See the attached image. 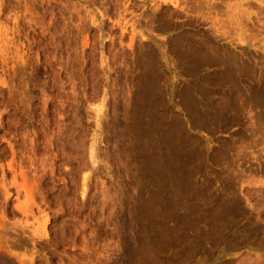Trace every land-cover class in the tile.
<instances>
[{
	"label": "rangeland",
	"instance_id": "374dc122",
	"mask_svg": "<svg viewBox=\"0 0 264 264\" xmlns=\"http://www.w3.org/2000/svg\"><path fill=\"white\" fill-rule=\"evenodd\" d=\"M170 1L0 0V264H264V0Z\"/></svg>",
	"mask_w": 264,
	"mask_h": 264
},
{
	"label": "bare ground",
	"instance_id": "6f19581e",
	"mask_svg": "<svg viewBox=\"0 0 264 264\" xmlns=\"http://www.w3.org/2000/svg\"><path fill=\"white\" fill-rule=\"evenodd\" d=\"M163 4H168V3H171V1L170 0H160ZM186 1H189V0H186ZM225 0H192L191 1V3H192V6H191V8H193L192 10L193 11H195V13H196V24H197V27H200V25L201 24H203V20H206V21H208V20H210L211 22H212V28H214V30H215V34L216 33H219L220 31H219V27L218 26H220L219 25V22H218V20L216 19L219 15H221V12H220V10L221 9H219V6L222 4V2L223 3H225L224 2ZM188 3H190V1L188 2ZM190 3V4H191ZM173 4V3H172ZM252 4V3H251ZM250 4V5H251ZM248 5V4H247ZM160 6V5H159ZM230 6V5H229ZM255 6V5H254ZM174 7H177L176 5H174ZM208 7V8H207ZM223 7V6H222ZM222 7H220V8H222ZM178 8V7H177ZM225 8V7H224ZM204 9H209V10H207V14H205L206 12V10H204ZM219 9V10H218ZM188 10V9H187ZM188 11H190V10H188ZM192 11V12H193ZM209 11H210V13L212 14V13H216V11H217V13H219L220 12V14L217 16V14H216V16L214 17H212L211 15H210V13H209ZM211 11H213V12H211ZM219 11V12H218ZM260 12H262V11H260ZM202 13V14H201ZM223 13V12H222ZM181 15V14H180ZM213 15V14H212ZM259 15V14H258ZM171 16H173V15H171ZM222 16V15H221ZM239 16V15H238ZM190 18V17H189ZM253 18V17H252ZM254 20V19H253ZM220 21V20H219ZM256 22V21H255ZM224 23V22H223ZM222 23V24H223ZM242 23V22H241ZM195 24V25H196ZM228 24V23H227ZM244 24V23H243ZM226 25V24H225ZM238 25V24H237ZM249 25V24H248ZM240 25H238V27H239ZM222 27V26H221ZM246 27V26H245ZM223 28V27H222ZM210 29V28H209ZM240 29V28H239ZM244 29V28H243ZM242 29V30H243ZM248 29L249 30H253V28H249V26H248ZM248 30V31H249ZM207 31V30H206ZM237 31V30H236ZM247 31V32H248ZM233 32H234V30H233ZM232 32V33H233ZM254 32V31H253ZM224 33V32H223ZM208 34V33H207ZM206 34V35H207ZM222 34V33H221ZM229 34V33H228ZM220 35V34H219ZM234 35V34H233ZM215 36V35H214ZM221 36H223V35H221ZM231 36H232V34H231ZM231 36H230V38H231ZM236 36V35H235ZM247 36H249V35H247ZM259 36V35H258ZM257 36V37H258ZM209 37V36H208ZM215 37H217V35L215 36ZM227 37V36H226ZM222 38H224V37H222ZM244 38V37H243ZM242 38V36H240V38L238 39L239 40V42L242 44V46L243 45H245L246 44V42L244 41V39ZM212 39V38H211ZM210 39V40H211ZM250 39V38H249ZM248 39V40H249ZM254 39H255V37H254ZM254 39H253V41H254ZM257 39V38H256ZM218 40V39H217ZM231 40H233V39H231ZM236 40V39H235ZM237 41V40H236ZM201 43V42H200ZM200 43H197V45H196V48L193 50L194 52L193 53H195V54H193V55H195V60L194 61H196V59H200L201 60V58L200 57H202V51H201V44ZM254 44V43H253ZM209 45H211V44H209ZM204 46H208L207 44L205 45L204 44ZM212 46V45H211ZM213 46H215V45H213ZM244 48V47H243ZM209 49H210V47H209ZM238 49V48H237ZM187 50V49H186ZM191 50V49H190ZM207 51V50H206ZM209 51V50H208ZM212 52H214V50L212 51ZM227 53V52H226ZM231 54V53H230ZM205 55V54H204ZM216 58H218L216 55H215V53L213 54ZM212 55V56H213ZM227 56V55H226ZM232 56H234V55H232ZM215 57H213V58H215ZM222 57V56H221ZM204 58H202V60H203ZM208 59V58H207ZM210 59V58H209ZM218 59H220V57L218 58ZM218 59H217V62H218ZM223 59V58H222ZM234 59V58H233ZM232 59V60H233ZM216 60V59H215ZM227 60V59H226ZM229 60V59H228ZM238 60V59H237ZM193 62V61H192ZM213 62H215V61H213ZM212 62V63H213ZM229 62H231V61H229ZM240 62V61H239ZM155 63V62H154ZM157 63V62H156ZM197 63V62H196ZM209 63V62H208ZM216 63V62H215ZM222 63H223V61H222ZM224 63H225V61H224ZM197 65V64H196ZM200 65V64H199ZM216 66V65H215ZM222 66V65H221ZM224 66V65H223ZM233 66V65H232ZM243 66V65H242ZM225 67H226V65H225ZM154 68V67H153ZM198 68V67H197ZM238 68V67H237ZM236 68V69H237ZM223 69V68H222ZM223 71V70H222ZM232 73V72H231ZM230 73V74H231ZM242 73V72H241ZM199 74V73H198ZM234 74V73H233ZM238 74V73H237ZM236 74V75H237ZM146 75H148V73L146 74ZM156 75H157V73H156ZM153 76V75H152ZM198 76V75H197ZM220 76V75H219ZM232 76V75H231ZM235 76V75H234ZM157 77V76H156ZM225 77V76H224ZM215 78H217L216 76H215ZM155 79V78H154ZM215 80H217V79H215ZM222 80H225V79H222ZM205 81V80H204ZM201 82V81H200ZM207 82H208V80H207ZM213 82V81H212ZM228 82V81H227ZM230 83V82H229ZM154 84V83H153ZM213 84V83H212ZM216 84V83H215ZM219 84V83H218ZM199 85V84H198ZM197 85V86H198ZM214 85V84H213ZM222 85V84H221ZM224 85V84H223ZM145 86V85H144ZM154 86H156V85H154ZM153 86V87H154ZM231 86V85H230ZM222 87V86H221ZM225 87V86H224ZM145 88V87H144ZM151 88H152V86H151ZM190 88V87H189ZM229 88V87H228ZM155 90V89H154ZM193 90V89H192ZM205 90V89H204ZM212 90V89H211ZM218 90V89H217ZM185 91V90H184ZM186 91H188V89L186 90ZM210 91V90H209ZM191 94V93H190ZM160 97V96H159ZM193 97V96H192ZM184 101V100H183ZM191 104V103H190ZM193 106V105H192ZM226 108V107H225ZM190 113V112H189ZM155 142H156V140H155ZM154 142V143H155ZM158 150V149H157ZM163 153V152H162ZM161 155V154H160ZM159 155V156H160ZM162 156V155H161ZM161 158V157H160Z\"/></svg>",
	"mask_w": 264,
	"mask_h": 264
}]
</instances>
